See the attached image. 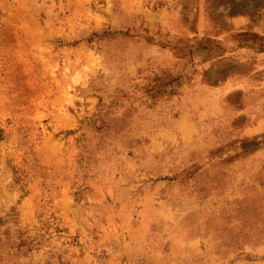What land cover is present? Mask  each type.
<instances>
[{
  "label": "rangeland",
  "instance_id": "1",
  "mask_svg": "<svg viewBox=\"0 0 264 264\" xmlns=\"http://www.w3.org/2000/svg\"><path fill=\"white\" fill-rule=\"evenodd\" d=\"M0 264H264V0H0Z\"/></svg>",
  "mask_w": 264,
  "mask_h": 264
}]
</instances>
